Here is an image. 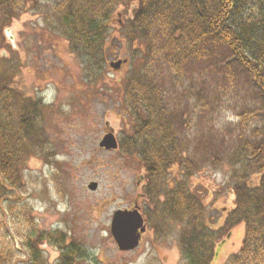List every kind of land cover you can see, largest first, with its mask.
Listing matches in <instances>:
<instances>
[{
  "label": "trees",
  "instance_id": "1",
  "mask_svg": "<svg viewBox=\"0 0 264 264\" xmlns=\"http://www.w3.org/2000/svg\"><path fill=\"white\" fill-rule=\"evenodd\" d=\"M250 1L57 0L48 16L94 82L105 70L111 16L120 6L137 4L134 16L119 30L132 49L134 64L126 79L125 99L135 125L122 150L136 155L146 171L144 214L154 234L164 238L172 225L180 227L181 264H212L224 237L240 224L246 226L242 248L225 264H264V2L257 1L258 16L253 17L247 12ZM29 2L40 8V0H0L2 45V27L18 18ZM17 76L18 68L0 67V201L22 188L21 168L30 157L52 155L45 149L43 105L11 87ZM169 86L181 91L178 101H170ZM235 96H241L239 116L247 129L236 138L228 135L230 142L237 140L233 153L224 149L225 134L208 129L199 114L213 112L215 105L222 106L225 98ZM194 110L199 113L196 145L192 154L185 155ZM227 160L233 168L235 208L224 226L215 230L187 178L207 163L217 166ZM174 166L187 178L166 191V177ZM253 175L261 177L257 187L249 184ZM18 207L12 210L14 219L34 222L28 207ZM29 234L24 242L25 264H48L39 249L46 240L61 252L59 264H76L82 257L77 245L65 246L67 236L60 231ZM33 237H39L38 241L34 243ZM6 245L3 242L0 247V264L13 263V249Z\"/></svg>",
  "mask_w": 264,
  "mask_h": 264
},
{
  "label": "rangeland",
  "instance_id": "2",
  "mask_svg": "<svg viewBox=\"0 0 264 264\" xmlns=\"http://www.w3.org/2000/svg\"><path fill=\"white\" fill-rule=\"evenodd\" d=\"M257 1H250L251 7L247 9L253 17L258 16ZM40 2V8L25 3L21 15L2 27L0 62H4L0 67L18 68L11 87L26 99L41 101L40 118L48 140L45 149L52 155L46 159L30 157L21 168L22 188L0 201V247L3 242L12 247V264H25L28 256L24 242L30 232L38 236L41 232L60 231L67 236L65 246L75 244L80 248L82 257L76 264H181L177 244L180 227L176 225L171 226V234L169 229L160 238L149 224L140 247L129 252L120 251L111 234L113 215L119 210L127 211L144 194L147 185L141 184L140 177L147 180L141 160L122 150V142L133 134L135 125L133 110L125 99L126 79L134 64L132 49L119 30L122 23L134 16L137 4L120 6L111 16L105 70L100 79L92 82L81 58L71 52L67 38L48 21L51 6L57 0ZM119 60L125 62L122 67L111 68V63ZM46 93L49 103H45ZM168 93L173 102L178 101L181 91L169 86ZM235 97L225 98L223 105H215L213 112L199 114L194 110L192 134L184 144L189 150L185 155L195 149L197 114L208 129L225 134L224 149L233 153L238 149L233 146L237 140L230 142L228 135L233 133L236 138L247 128L242 126L244 122L239 116L241 96ZM108 133L114 134L118 149L107 151L100 147ZM185 157L193 160L191 156ZM228 160L217 166L207 163L190 178L174 166L166 177V191L187 178L190 190L207 208L208 224L215 230L224 226L228 213L235 208L233 168ZM260 178L253 175L249 184L257 187ZM93 183L97 184L95 191L89 188ZM160 200L164 202L165 196H160ZM22 205L30 209L29 217L34 222L26 224L24 219H14L12 210L18 206L21 209ZM147 205L148 200L141 201V206ZM245 231L246 226L240 224L226 235L212 264H225L237 254ZM38 238L33 237L32 241L35 243ZM39 245L48 264H59L58 247H52L47 240Z\"/></svg>",
  "mask_w": 264,
  "mask_h": 264
},
{
  "label": "water",
  "instance_id": "3",
  "mask_svg": "<svg viewBox=\"0 0 264 264\" xmlns=\"http://www.w3.org/2000/svg\"><path fill=\"white\" fill-rule=\"evenodd\" d=\"M124 61L119 60L111 63V68L119 70ZM118 142L113 133L105 135L100 143V147L107 151L118 149ZM90 190L95 191L97 184L93 183L89 186ZM146 224L139 208L133 211H117L112 218L111 234L120 251L129 252L140 246L142 235L146 232Z\"/></svg>",
  "mask_w": 264,
  "mask_h": 264
},
{
  "label": "flooded vegetation",
  "instance_id": "4",
  "mask_svg": "<svg viewBox=\"0 0 264 264\" xmlns=\"http://www.w3.org/2000/svg\"><path fill=\"white\" fill-rule=\"evenodd\" d=\"M140 179H141V184L143 185L144 183H146L147 184V180L145 181L144 180V178L143 177H140ZM144 182V183H143ZM146 186V185H145ZM144 189H145V187H144ZM147 200V198L145 197V194H140L139 196H138V198L133 202V204H132V206L130 207V208H128V209H126L127 211H130V210H135V209H137V208H139V211L141 212V214H142V216H143V218L145 219V223L147 224V229H148V221H147V218H146V216H145V214H144V211H145V206H141V201L142 200ZM144 235L145 234H143L142 235V237H141V241H140V245H141V243H142V241H143V238H144ZM140 247V246H139Z\"/></svg>",
  "mask_w": 264,
  "mask_h": 264
},
{
  "label": "clouds",
  "instance_id": "5",
  "mask_svg": "<svg viewBox=\"0 0 264 264\" xmlns=\"http://www.w3.org/2000/svg\"><path fill=\"white\" fill-rule=\"evenodd\" d=\"M50 91H52V92L54 93V90H50ZM45 96H46V98H45V103H49V102H51V101L47 98L48 93H46Z\"/></svg>",
  "mask_w": 264,
  "mask_h": 264
}]
</instances>
